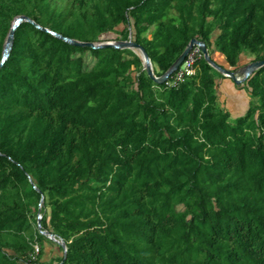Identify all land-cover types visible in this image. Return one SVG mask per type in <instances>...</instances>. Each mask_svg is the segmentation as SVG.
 <instances>
[{
	"label": "trees",
	"instance_id": "obj_1",
	"mask_svg": "<svg viewBox=\"0 0 264 264\" xmlns=\"http://www.w3.org/2000/svg\"><path fill=\"white\" fill-rule=\"evenodd\" d=\"M19 15L79 42L133 40L156 77L191 39L233 72L243 52L264 60V0H0V57ZM35 25L0 67V264H264V67L232 118L201 56L156 84L132 50ZM32 211L64 244L52 263Z\"/></svg>",
	"mask_w": 264,
	"mask_h": 264
},
{
	"label": "water",
	"instance_id": "obj_2",
	"mask_svg": "<svg viewBox=\"0 0 264 264\" xmlns=\"http://www.w3.org/2000/svg\"><path fill=\"white\" fill-rule=\"evenodd\" d=\"M23 22H27L30 24H34V22L29 19L28 17L24 15H19L16 16L12 22L11 26L9 28V31L6 35V38L4 40L3 46H2V51H1V57H0V67L4 64V62L7 60L9 56V52L11 49L12 41H13V35L15 29ZM36 28L43 30L52 36L63 40L64 42L72 45V46H78L82 48H90V49H98V48H114V49H128L132 51L138 52L137 55L141 60L142 63V68L144 72L146 73L147 77L153 81L156 84H161L165 83L168 78L175 72L177 69L181 66V64L184 62L185 58L187 55L190 53L191 49L194 46H197L200 50L201 57L203 60L215 71L219 72L223 77L229 78L234 84L239 85L242 82H244L248 77H250L256 70L260 69L261 67H264V60H258V61H252L249 64L239 68L237 71L233 72L227 69H224L220 66H218L214 60H212L208 54L207 48L204 45L203 42L196 40V39H191L187 46L184 48L182 53L178 56V58L173 62V64L169 67V69L160 77H156L153 73V68L152 64L150 62V59L144 49L139 46L136 42L133 40L129 41H108V42H99V43H90V42H79L76 40H72L69 38L62 37L61 35L52 32L50 30H47L45 28H41L38 25H35ZM40 218L37 220V228L40 231ZM41 234L44 236H47L50 240L56 242L59 244V246L65 250L64 244L62 241L58 240L55 238V236L49 232L46 231H40Z\"/></svg>",
	"mask_w": 264,
	"mask_h": 264
},
{
	"label": "rangeland",
	"instance_id": "obj_3",
	"mask_svg": "<svg viewBox=\"0 0 264 264\" xmlns=\"http://www.w3.org/2000/svg\"><path fill=\"white\" fill-rule=\"evenodd\" d=\"M65 2H66V0H52V3L56 4L58 7L64 6ZM117 29H120V27ZM1 31L2 30L0 29V37H1ZM5 38H6V36H5ZM5 38H4V40H5ZM103 38L105 39V41L113 40L116 38V35H114L112 33H108V34L104 35ZM3 43H4V41H3ZM3 43H2V46H3ZM133 52H135L136 54L138 53L136 51H133ZM212 59L213 60L216 59L215 63L218 66L231 71V69L227 66V63H226L222 54L217 52L216 57H215V52L213 51ZM250 59H253V56L247 54L246 52H243L239 56V60H238L239 66L238 67L241 68V67L249 64ZM85 62L87 64V67H90L93 64V62L89 58V56H85ZM213 75H214L215 79L217 80V82L223 80V82H221V85L218 86V88H217V90L219 92V104H218V106L221 109H224L225 111H227L232 118L238 117L239 115L243 114L245 112L246 108L248 107L250 101H252L251 98L247 95L246 91L239 87L240 84L239 85L234 84L229 78H223L222 79V75L217 71L215 73H213ZM235 96H238L237 99L235 98ZM38 218H40L39 212L32 211L31 212V221L34 222V219L38 220ZM33 227L37 228L36 222H35V224H33ZM42 247H43V255L40 259L41 263H52V262H54V260L56 258H59L63 255V251L61 250V247L59 246V244L50 240L47 236H45V239H43Z\"/></svg>",
	"mask_w": 264,
	"mask_h": 264
},
{
	"label": "built area",
	"instance_id": "obj_4",
	"mask_svg": "<svg viewBox=\"0 0 264 264\" xmlns=\"http://www.w3.org/2000/svg\"><path fill=\"white\" fill-rule=\"evenodd\" d=\"M201 56L200 50L197 46H194L190 53L185 58L181 66L174 72V75L171 79L170 84L175 85L177 82H181L185 77L191 76L194 74V62L197 58ZM35 251L37 252V246H34Z\"/></svg>",
	"mask_w": 264,
	"mask_h": 264
},
{
	"label": "crops",
	"instance_id": "obj_5",
	"mask_svg": "<svg viewBox=\"0 0 264 264\" xmlns=\"http://www.w3.org/2000/svg\"><path fill=\"white\" fill-rule=\"evenodd\" d=\"M216 53L217 52H215V57H216ZM216 61V59H214V62ZM250 62H252V59H250ZM239 64V63H238ZM239 66V65H238ZM226 78V77H225ZM217 81V80H216ZM221 82H223V80H221V81H218L217 83L219 84L218 86H220L221 85ZM237 97L238 96H235V98L237 99ZM248 98V97H247ZM246 108V107H245Z\"/></svg>",
	"mask_w": 264,
	"mask_h": 264
}]
</instances>
